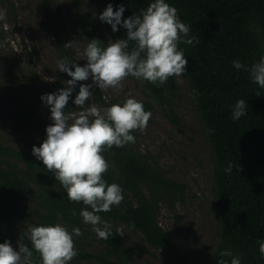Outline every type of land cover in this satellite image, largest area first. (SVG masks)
<instances>
[{
	"label": "trees",
	"instance_id": "1",
	"mask_svg": "<svg viewBox=\"0 0 264 264\" xmlns=\"http://www.w3.org/2000/svg\"><path fill=\"white\" fill-rule=\"evenodd\" d=\"M9 1V2H8ZM7 19L18 29L17 12L10 0ZM83 0H73L77 27L89 40L96 38L107 44L95 17L84 12ZM154 0H108L113 10L123 5L122 19L139 14ZM178 10L179 18L190 26V36L198 43L183 42L178 47L188 60L185 77L193 102L203 124L204 136L212 152V183L218 208L217 245L210 254L209 264H217L218 253L230 249L239 254L241 264H264L259 252V241H264V88L253 82L245 70L233 67L238 60L250 67L264 56V0H165ZM113 40L124 38L126 29L117 25ZM0 39L4 27L0 24ZM56 37L58 61L67 56L80 65L71 47ZM62 72V71H61ZM64 81L71 79L62 72ZM37 81L38 77L34 76ZM143 83L149 97L166 107L170 122L180 130L181 118L175 111L174 98L179 93L176 77L163 85L137 79ZM77 82L69 97L67 109L79 91ZM65 87L59 82L58 88ZM47 93H53L47 88ZM259 94V96H257ZM94 102L106 108L99 89L93 92ZM239 99L248 105L246 114L239 120L232 119V109ZM14 118L23 128H33V114L17 99ZM46 134V130L42 129ZM110 167L104 174L107 183L122 188L124 199L110 212H101L102 220L113 226L114 234L108 240L98 238V250L86 247L85 237L93 233L79 216L85 207L71 202L56 181L55 174L45 168L42 161L27 151L13 148L0 137V243L5 239L17 244L20 236L31 248L27 239L26 224L31 227L60 223L71 232L79 227L82 235L74 237L78 255L69 264H141L131 257V248L115 234L120 225L138 232L148 246L156 250L173 247V239L158 221L163 207L175 210V203L182 201L186 185L167 176L156 163L130 144L106 149L103 153ZM232 165V172L225 169ZM75 209L76 216L70 214ZM90 210V209H89ZM35 264L39 256L33 252ZM229 259L230 258H225Z\"/></svg>",
	"mask_w": 264,
	"mask_h": 264
},
{
	"label": "clouds",
	"instance_id": "2",
	"mask_svg": "<svg viewBox=\"0 0 264 264\" xmlns=\"http://www.w3.org/2000/svg\"><path fill=\"white\" fill-rule=\"evenodd\" d=\"M124 11L123 5L113 10L108 4L99 14V19L111 25L113 32L118 31L117 25L126 29L124 38L108 40L106 45L96 38L89 40L82 53L86 60L83 66L67 56L57 62V68L71 79L57 92L41 96L50 108L52 123L46 127V138L40 146L32 147V155L55 174L67 198L85 206L79 216L103 240L112 237L114 231L99 213L110 212L124 199L121 186L109 184L104 179L110 165L103 153L113 146L135 143L132 133L146 129L151 113L132 97L106 108L86 107L92 95V84H80L73 100L78 111L65 112L69 97L77 82L87 81L89 77L100 90H119L129 76L163 85L170 77H181L187 70L188 60L178 44L199 42L189 35L190 26L179 18L177 8L165 0H154L139 14L122 19ZM5 15L6 10L0 9V20ZM64 47H71V44L67 42ZM233 67L247 71L253 82L264 88V56L250 67L234 60ZM247 108L244 99L237 100L232 119L239 120ZM232 165L225 171L232 172ZM69 211L72 216L77 215L75 209ZM82 234L79 227L70 232L60 223L32 226L27 232L31 248L22 242L23 235L16 248L7 239L0 243V264H35L33 252L38 254L40 264H69L78 255L74 237ZM115 234L123 237V229L117 227ZM259 252L264 258V241H259ZM218 255L217 264H241L240 255L230 249L221 250Z\"/></svg>",
	"mask_w": 264,
	"mask_h": 264
},
{
	"label": "rangeland",
	"instance_id": "3",
	"mask_svg": "<svg viewBox=\"0 0 264 264\" xmlns=\"http://www.w3.org/2000/svg\"><path fill=\"white\" fill-rule=\"evenodd\" d=\"M10 2L17 12L18 29L8 21L7 14L0 20L5 31L0 39V137L11 147L32 154L33 145L39 147L46 138L42 129L46 130L52 123L50 108L41 96L47 94V88L57 92L58 83L65 82L57 68L56 37L71 44L80 66L86 64L82 53L89 41L76 25L73 0ZM107 5L108 0H83L80 4L84 12L91 13L99 22L106 42L113 39L107 23L99 19V14ZM7 7L8 3L0 5V9L7 10ZM176 80L179 93L174 102L175 111L181 118L180 130L170 122L166 107L153 101L143 83L131 76L123 81L119 90H100L91 77L87 81H79V85L92 84V95L86 101V107L98 106L93 99L95 89L101 91L107 107L123 103L128 97L142 102L151 118L146 129L132 133L135 143L129 144L162 168L168 177L186 185L184 198L175 203V210L163 207L158 215L159 224L173 239L172 248L153 249L144 243L138 232L119 226L124 232L123 241L131 248L132 259L141 264H209L210 254L218 241L211 148L204 136L203 124L185 75L176 77ZM17 99L32 112L33 128H23L14 118L12 113ZM73 110L78 111V108L70 106V111ZM24 223L28 231L31 226ZM87 227L92 230L91 225L87 224ZM97 239L95 233L86 235V247L100 249ZM12 246L18 247L17 244Z\"/></svg>",
	"mask_w": 264,
	"mask_h": 264
}]
</instances>
